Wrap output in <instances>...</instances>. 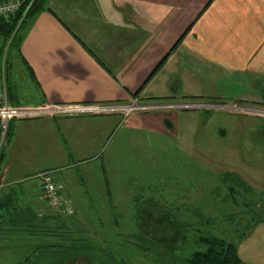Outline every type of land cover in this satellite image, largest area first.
Returning a JSON list of instances; mask_svg holds the SVG:
<instances>
[{"label": "crops", "instance_id": "obj_1", "mask_svg": "<svg viewBox=\"0 0 264 264\" xmlns=\"http://www.w3.org/2000/svg\"><path fill=\"white\" fill-rule=\"evenodd\" d=\"M23 36L11 47L7 75L0 68L13 106L216 103L235 96L264 108V0H48ZM120 116L131 131L173 130L143 112L12 121L0 198L43 214L37 175L51 172L60 181L55 170L75 167L76 158L95 163ZM64 184L75 210L84 209V197ZM238 250L245 264H264V223Z\"/></svg>", "mask_w": 264, "mask_h": 264}, {"label": "rangeland", "instance_id": "obj_2", "mask_svg": "<svg viewBox=\"0 0 264 264\" xmlns=\"http://www.w3.org/2000/svg\"><path fill=\"white\" fill-rule=\"evenodd\" d=\"M11 53L10 42L0 38V68L6 75ZM216 104L222 108L143 112L167 120L173 127L169 135L128 130L118 117L101 158L95 163L76 158L75 167L55 170L61 182L84 197V209L76 210L67 226L65 221H53L60 214L47 204L33 220L21 203H14L12 210L31 219L13 225L3 213L0 264H29L27 259L38 254L44 259L42 248L62 244L61 238L92 246L103 258L97 264H187L198 251L196 237L237 243L253 213L243 217V224L230 218L235 210L223 179L235 173L255 193L264 194V117L247 110L264 108L246 105L235 96ZM161 220L164 225H155ZM170 225L177 226L176 233L170 232ZM61 228L70 233L60 234V239L48 236ZM178 232L181 238L173 241ZM256 234L262 238L261 232ZM82 263L85 260L78 257L69 262Z\"/></svg>", "mask_w": 264, "mask_h": 264}, {"label": "trees", "instance_id": "obj_3", "mask_svg": "<svg viewBox=\"0 0 264 264\" xmlns=\"http://www.w3.org/2000/svg\"><path fill=\"white\" fill-rule=\"evenodd\" d=\"M48 0H28L20 10L15 14L12 15L8 20L0 19V37L6 41H10V46L18 48L21 46V43L24 39L23 32L26 26L33 21L39 13H41L45 9V5ZM187 99H197L188 97ZM10 129V126H9ZM6 134V142L8 138H10V131ZM0 137H1V128H0ZM5 161V155L0 150V177L3 171ZM224 183L227 185L229 194L228 199L229 202L232 201V205L234 206L235 212L231 215L230 218L233 220L239 219L240 222L246 221L243 217L251 215V221L247 220L244 223V233H241L239 236L238 242H230L226 239H220L210 236L204 237H196L195 243L197 244L198 251H196L188 260L187 264H245L241 258L239 257V250L238 245L244 240L247 236L246 234L252 230H254L257 226L261 223H264V194L262 193H255L251 186H249L244 180H242L237 174L235 173H228L224 176ZM240 189L244 191H240ZM246 190V191H245ZM255 194V195H254ZM247 204V205H246ZM250 204V205H249ZM13 208V200L12 196L8 198H0V218H3V213H12L14 215L17 214L16 217L13 218V225H21L27 224L30 217H33L35 220L37 216L31 211L30 217L28 216H21L20 213L12 210ZM75 209V208H74ZM254 210H256L254 212ZM76 211V210H75ZM258 213V215L256 214ZM260 214V215H259ZM75 215V214H74ZM73 215V216H74ZM67 218L65 216L55 215L53 221L59 224V221H65L67 223L72 221V218ZM170 223V220L166 221ZM155 224V223H154ZM243 224V222H242ZM155 225H164L163 221L161 220L158 224ZM239 225V224H238ZM68 226V225H67ZM170 232L176 233L177 226L170 225ZM160 227V226H159ZM69 231L60 229L50 231L48 234L51 235L53 238H57L60 234H64ZM70 233V232H69ZM166 233V230H165ZM169 232L167 231V236ZM241 236H244L241 237ZM246 236V237H245ZM177 238L173 239V241H177L178 238H181V234L179 232L176 235ZM59 238V237H58ZM243 238V239H242ZM60 239V238H59ZM168 240V237L165 238ZM63 241L62 244L53 245L49 244L43 247L42 258L40 260V256L35 255L32 258L27 259V263L29 264H69V262L75 258H82L85 260L84 264H97L98 261L103 260V258L96 254L95 250L92 246H88L83 244L82 241H75L68 243L65 239H60ZM55 254H58L56 256ZM83 264V263H82Z\"/></svg>", "mask_w": 264, "mask_h": 264}, {"label": "built area", "instance_id": "obj_4", "mask_svg": "<svg viewBox=\"0 0 264 264\" xmlns=\"http://www.w3.org/2000/svg\"><path fill=\"white\" fill-rule=\"evenodd\" d=\"M28 0H8L0 2V19L8 20L15 15ZM10 42V41H9ZM208 103V104H207ZM216 108H222L221 105L211 102L204 104L183 103V102H160L154 104L141 105L134 102L126 106H45V107H24L13 106L8 99V88L5 81L0 82V150L6 143V134L9 126L14 120H23L36 118L43 115L55 116L59 114H106L122 112L129 116L134 112H154L164 110H205L211 111ZM239 108V107H238ZM237 106H231L230 109L239 110ZM257 115H264V111H255L256 109H247ZM40 181L42 197L45 203L54 213L65 217H71L75 214L73 201L65 194V184L58 181L51 172H43L37 175Z\"/></svg>", "mask_w": 264, "mask_h": 264}, {"label": "water", "instance_id": "obj_5", "mask_svg": "<svg viewBox=\"0 0 264 264\" xmlns=\"http://www.w3.org/2000/svg\"><path fill=\"white\" fill-rule=\"evenodd\" d=\"M165 126L169 129V130H171L173 127L171 126V124L166 120L165 121Z\"/></svg>", "mask_w": 264, "mask_h": 264}, {"label": "flooded vegetation", "instance_id": "obj_6", "mask_svg": "<svg viewBox=\"0 0 264 264\" xmlns=\"http://www.w3.org/2000/svg\"><path fill=\"white\" fill-rule=\"evenodd\" d=\"M262 117H264V115L262 116ZM165 124V123H164ZM166 127V126H165Z\"/></svg>", "mask_w": 264, "mask_h": 264}]
</instances>
